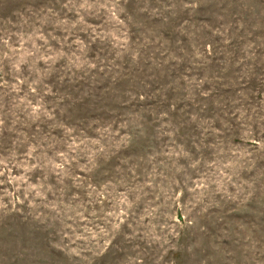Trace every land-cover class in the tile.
Instances as JSON below:
<instances>
[{
  "label": "rangeland",
  "instance_id": "rangeland-1",
  "mask_svg": "<svg viewBox=\"0 0 264 264\" xmlns=\"http://www.w3.org/2000/svg\"><path fill=\"white\" fill-rule=\"evenodd\" d=\"M0 264H264V0H0Z\"/></svg>",
  "mask_w": 264,
  "mask_h": 264
}]
</instances>
